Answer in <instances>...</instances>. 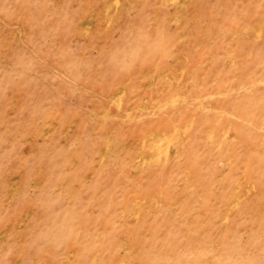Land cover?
Wrapping results in <instances>:
<instances>
[{
	"label": "rangeland",
	"instance_id": "rangeland-1",
	"mask_svg": "<svg viewBox=\"0 0 264 264\" xmlns=\"http://www.w3.org/2000/svg\"><path fill=\"white\" fill-rule=\"evenodd\" d=\"M0 264H264V0H0Z\"/></svg>",
	"mask_w": 264,
	"mask_h": 264
}]
</instances>
